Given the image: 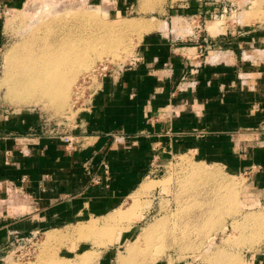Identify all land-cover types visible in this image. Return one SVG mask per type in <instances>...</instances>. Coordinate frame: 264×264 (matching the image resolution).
Here are the masks:
<instances>
[{
	"label": "crops",
	"instance_id": "1",
	"mask_svg": "<svg viewBox=\"0 0 264 264\" xmlns=\"http://www.w3.org/2000/svg\"><path fill=\"white\" fill-rule=\"evenodd\" d=\"M20 1L0 0V47ZM249 34H149L99 80L70 145L34 116L0 111V264L15 243L117 208L157 155L216 160L264 190V39Z\"/></svg>",
	"mask_w": 264,
	"mask_h": 264
},
{
	"label": "rangeland",
	"instance_id": "2",
	"mask_svg": "<svg viewBox=\"0 0 264 264\" xmlns=\"http://www.w3.org/2000/svg\"><path fill=\"white\" fill-rule=\"evenodd\" d=\"M125 3L130 4L126 11ZM180 6L189 12L182 13ZM2 18L6 40L0 47V111L12 118L34 116L42 132L57 134L69 145L76 116L87 107L89 90H95L98 81L93 77L95 86L88 83L83 97L75 100L77 83L97 68L100 73L105 67L108 74L125 68L149 34L173 33L186 42H193L197 32H231L235 37L259 33L264 39V0H21ZM57 38L70 47L83 41L86 49L85 67L73 68L60 103L10 99L3 86L9 57L18 62ZM151 169L145 183L128 192L114 210L15 243L2 264H121L144 229L163 223L184 229L177 243L151 237L122 264L263 263L264 190L251 183L247 172L193 153L157 155ZM116 211L123 216L109 220ZM93 221L99 230L79 235L78 230Z\"/></svg>",
	"mask_w": 264,
	"mask_h": 264
},
{
	"label": "bare ground",
	"instance_id": "3",
	"mask_svg": "<svg viewBox=\"0 0 264 264\" xmlns=\"http://www.w3.org/2000/svg\"><path fill=\"white\" fill-rule=\"evenodd\" d=\"M77 42L78 43H76L75 46L70 47L67 44V41L64 42L63 39L60 40L57 38L49 43H41L37 50L29 51L27 55H25L18 62H16L17 59H14L12 56H10L3 78V86L7 91L6 94L8 95V97L12 100H17L18 102L30 101L36 98H44L58 105L62 97L64 96V93L66 92L65 87L69 85V80L71 78L73 68L85 67L86 64L84 61V55L86 54V49L84 46L85 44L83 43V41L79 42L77 40ZM66 45H68L69 47L64 49ZM17 63L19 64L17 65ZM144 183L145 182H143V184ZM145 186L146 184L142 185L141 188H144ZM121 216H123V213H118V211H116L109 215L107 218L109 220H115L116 218ZM135 219H137V217ZM107 225H109V223ZM177 226L178 224L176 223H173L170 226H164V223L149 225L137 237L135 242H133L128 250H126L127 257L121 259V264L135 257V255L139 251L138 245L140 244V242L147 241L151 239V237H167L172 241L173 245L177 243L176 241L178 240L179 235L181 234L183 229L181 227L178 228ZM98 228L93 221L81 227L78 230V233L82 236L83 234H90L95 231L97 232V230H99ZM104 229L106 228L104 227ZM50 234L52 235V233ZM170 244L171 243H169V245ZM83 257L84 256H82V258Z\"/></svg>",
	"mask_w": 264,
	"mask_h": 264
},
{
	"label": "built area",
	"instance_id": "4",
	"mask_svg": "<svg viewBox=\"0 0 264 264\" xmlns=\"http://www.w3.org/2000/svg\"><path fill=\"white\" fill-rule=\"evenodd\" d=\"M98 69V68H97ZM97 69H95V70H93L92 72V74L93 75H91V76H87L86 78H83V79H81V81H79L78 83H77V85H76V87H75V100H79L80 99V97H83L82 96V94H83V92H84V90L85 89H88V87L89 86H87V84L89 83L92 87H94L95 85H94V83L95 82H93V80H92V78L94 77L95 79L97 78V80H96V82L98 81L99 82V80L100 79H102L103 77H105L108 73H106V72H103V71H105L106 70V68L105 67H101V72L100 73H98L97 72ZM100 69V68H99ZM103 72V73H102ZM97 73V76L98 77H95L94 76V74H96ZM97 82V83H98ZM96 83V84H97ZM87 86V87H86ZM95 91H96V89L94 90H92V91H90L89 90V94L90 95H88V101L91 99V97H92V95L95 93ZM82 105H84V104H82Z\"/></svg>",
	"mask_w": 264,
	"mask_h": 264
}]
</instances>
